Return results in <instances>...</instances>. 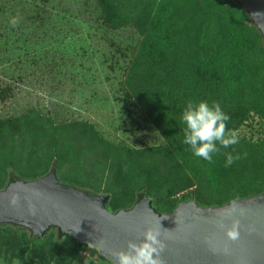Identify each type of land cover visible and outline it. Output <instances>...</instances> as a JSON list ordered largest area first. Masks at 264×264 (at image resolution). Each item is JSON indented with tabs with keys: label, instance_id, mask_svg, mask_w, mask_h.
<instances>
[{
	"label": "rangeland",
	"instance_id": "obj_1",
	"mask_svg": "<svg viewBox=\"0 0 264 264\" xmlns=\"http://www.w3.org/2000/svg\"><path fill=\"white\" fill-rule=\"evenodd\" d=\"M162 10L176 14L166 17L190 57L205 48L201 35L211 22L219 30L240 19L216 0H0V190L14 177L35 180L54 170L62 184L108 196L113 212L144 193L158 213H171L195 196L213 203L264 187L263 169L250 177L227 172L219 188L196 186L183 154L146 153L166 143L124 99L122 84L142 42L141 22H156ZM263 131L264 96L237 128L239 140L252 144ZM73 240L60 241L54 230L39 245L26 230L2 226L0 264H101Z\"/></svg>",
	"mask_w": 264,
	"mask_h": 264
},
{
	"label": "trees",
	"instance_id": "obj_2",
	"mask_svg": "<svg viewBox=\"0 0 264 264\" xmlns=\"http://www.w3.org/2000/svg\"><path fill=\"white\" fill-rule=\"evenodd\" d=\"M216 5H230L240 14V19L237 22L224 24L219 30L216 23L211 22L201 35L207 38L205 48L192 57L187 54L185 40L170 29L169 18L166 15L174 19L175 13L162 10L156 22L149 25L141 22L142 42L126 69L122 84L124 99L134 103L138 113L152 124L155 132L166 143L164 148L147 150L146 153L155 156L169 148L179 155L183 154L184 163L196 186L208 183L211 188H219L229 181L227 172L230 175L231 171L233 175H237L235 176L237 178L250 177L253 172L263 175L260 171L264 170V131L262 140L259 142L252 144V142L239 140L238 144L228 149H221V153L234 150L241 155V159L230 167L224 166L223 154H215L213 162L209 163L194 156L189 147L183 143L184 125L180 121V116L189 100L196 102L203 100L209 104L213 101L219 102L224 112L230 116L228 127L237 131V128L246 123L256 111V105L264 96V62H262L264 61V37L262 33L235 0H216ZM253 44L257 46L255 53H251ZM250 61L258 63H253L254 66H252ZM258 65L262 68H258ZM94 138L97 139L95 135ZM119 150L129 154L128 150L122 148ZM251 156L254 163H251ZM240 167V172H233ZM16 179L20 178L14 177L9 183ZM65 183L74 186L72 182ZM143 194L138 195L134 203ZM260 194H264V187L259 189L252 187L246 194L236 197H239L241 201ZM234 198L212 203L201 201L195 196L194 200H185L182 204L174 205L170 212L190 202L209 207L228 204ZM151 199L156 208L155 198L152 196ZM14 229L23 230L16 227ZM55 230L60 241L70 237L62 236L58 229ZM50 233L42 239L34 238L29 233L30 242L41 245ZM73 242L79 250L94 251L81 247L75 240ZM94 253L101 264L108 263L97 252L94 251ZM95 262L93 264H97Z\"/></svg>",
	"mask_w": 264,
	"mask_h": 264
},
{
	"label": "water",
	"instance_id": "obj_3",
	"mask_svg": "<svg viewBox=\"0 0 264 264\" xmlns=\"http://www.w3.org/2000/svg\"><path fill=\"white\" fill-rule=\"evenodd\" d=\"M235 1L264 37V0ZM13 194L19 198L15 206L10 204ZM108 202V196L62 184L52 170L39 179H16L0 190V226L26 230L38 239L58 229L112 264L113 251L126 250L129 240L139 243L148 227L160 223L167 237L164 264H264V194L238 201L246 214L240 217L241 235L235 242L226 241L216 227L228 204L208 207L190 202L171 213H158L154 201L144 194L130 209L117 212ZM225 224L230 226L231 220Z\"/></svg>",
	"mask_w": 264,
	"mask_h": 264
},
{
	"label": "clouds",
	"instance_id": "obj_4",
	"mask_svg": "<svg viewBox=\"0 0 264 264\" xmlns=\"http://www.w3.org/2000/svg\"><path fill=\"white\" fill-rule=\"evenodd\" d=\"M20 22L17 15L10 20V24L16 27ZM230 116L224 112L221 104L213 101L189 100L180 116V121L184 125L183 143L187 145L191 153L203 160L212 163L215 154H223L225 157V167H230L237 160L241 159L239 153L223 152L221 149H228L239 143V133L235 129L228 127ZM18 196L13 194L10 204L15 206L18 203ZM239 197H235L228 202L220 213V219L216 221V227L225 233L226 241L235 242L240 239L241 220L246 214V209L238 202ZM35 215V209H31ZM230 219L231 224L227 226L225 220ZM251 231V228H249ZM79 231V230H78ZM168 231V230H166ZM167 237L164 236L160 227H148L143 232V239L139 243L129 240L127 249L113 251L111 255L115 258L112 264H164L162 253L165 251ZM223 251L227 254L230 249L225 244Z\"/></svg>",
	"mask_w": 264,
	"mask_h": 264
}]
</instances>
